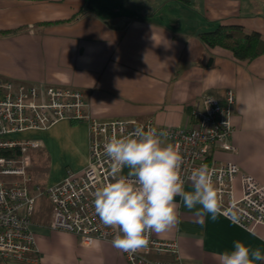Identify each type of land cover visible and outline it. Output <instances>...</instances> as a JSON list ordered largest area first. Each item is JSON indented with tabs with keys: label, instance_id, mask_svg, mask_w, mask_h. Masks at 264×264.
I'll return each instance as SVG.
<instances>
[{
	"label": "crops",
	"instance_id": "crops-1",
	"mask_svg": "<svg viewBox=\"0 0 264 264\" xmlns=\"http://www.w3.org/2000/svg\"><path fill=\"white\" fill-rule=\"evenodd\" d=\"M218 25H240L264 37V0H0V81L9 82L13 93L21 86L78 90L98 121L152 120L180 128L189 126L193 101L208 94L221 99L232 89L236 152L216 150L214 157L236 163L264 185V55L239 61L228 50L203 44L198 34ZM15 137L39 143L28 154L27 170L40 178L35 184L42 189L87 165L84 120H61ZM127 172L125 167L122 174ZM184 187L193 190L191 182ZM28 189L35 195L33 185ZM175 202L178 224L152 235L175 240L183 264H219L218 254L231 251L235 241L264 254V225L246 229L220 213L215 220L198 217L181 197ZM51 214L47 196H37L30 218L36 252L29 254L37 261L8 264H127L111 242L84 245L71 233L51 230ZM144 255L172 261L168 253Z\"/></svg>",
	"mask_w": 264,
	"mask_h": 264
},
{
	"label": "built area",
	"instance_id": "built-area-1",
	"mask_svg": "<svg viewBox=\"0 0 264 264\" xmlns=\"http://www.w3.org/2000/svg\"><path fill=\"white\" fill-rule=\"evenodd\" d=\"M234 103L232 89H227L221 99L208 94L193 101L187 128L157 126L152 120L143 123L123 119L98 121L86 112L85 99L78 90L21 86L13 93L9 82L0 81V264L37 261L36 257H29L36 252L30 218L36 197L43 194L52 205L51 230L71 233L84 245L111 242L119 232L101 223L93 204L94 191L113 180L104 144L112 135H129L139 126L168 133L163 138L174 145L183 158L181 175L185 185L190 182L187 177L194 168L208 166L219 195L218 213L246 229L264 225V185L241 172L236 163L218 162L214 157L216 150L236 152L231 124ZM61 120L86 121L87 165L81 172H67L60 182L44 189L34 184L35 195H32L27 187L31 177L26 171L30 163L26 152L37 148L39 143L21 140L15 135L46 129ZM13 150L18 154H2ZM12 177L14 179L9 180ZM236 183L239 195L235 192ZM148 239L146 247L134 252L120 250L127 264H183L175 240L159 239L152 234ZM149 252L168 253L172 261L149 259L144 255Z\"/></svg>",
	"mask_w": 264,
	"mask_h": 264
},
{
	"label": "clouds",
	"instance_id": "clouds-1",
	"mask_svg": "<svg viewBox=\"0 0 264 264\" xmlns=\"http://www.w3.org/2000/svg\"><path fill=\"white\" fill-rule=\"evenodd\" d=\"M167 135L139 126L129 135H112L104 144L113 180L94 191L93 204L101 223L118 230L111 241L118 250L134 252L148 245L152 233L170 232L179 222L177 196L198 217L210 214L215 220L220 210L219 195L206 164L191 171L187 179L193 190H185L183 158L174 145L162 143L161 137ZM125 167L128 172L122 175ZM217 258L219 264L264 262L259 248L250 249L241 241H235L231 251Z\"/></svg>",
	"mask_w": 264,
	"mask_h": 264
},
{
	"label": "trees",
	"instance_id": "trees-1",
	"mask_svg": "<svg viewBox=\"0 0 264 264\" xmlns=\"http://www.w3.org/2000/svg\"><path fill=\"white\" fill-rule=\"evenodd\" d=\"M189 5L190 0H172ZM203 44L210 48H220L231 52L239 61H252L264 55V37L259 32H247L240 25H218L211 31L198 34ZM3 155L18 154L17 150L3 151Z\"/></svg>",
	"mask_w": 264,
	"mask_h": 264
},
{
	"label": "rangeland",
	"instance_id": "rangeland-1",
	"mask_svg": "<svg viewBox=\"0 0 264 264\" xmlns=\"http://www.w3.org/2000/svg\"><path fill=\"white\" fill-rule=\"evenodd\" d=\"M33 152V149H28L27 150V152H26V154L28 155L29 153H32ZM32 170L31 169H29V170H27V174H30V176L32 177L31 178V181L30 182H28L27 183V186L30 188L32 185H34L35 183H38V181H37V179H40V178H37L36 179V177L33 175V173L31 172ZM12 179H14L13 177L12 178H10L9 180H12ZM16 179H20V177H17ZM5 180V179H4ZM36 210V209H35ZM35 215V211H34V213H33V216ZM32 216V217H33Z\"/></svg>",
	"mask_w": 264,
	"mask_h": 264
}]
</instances>
